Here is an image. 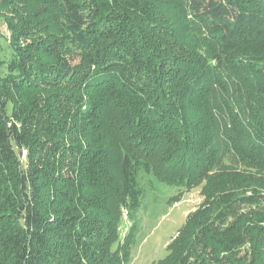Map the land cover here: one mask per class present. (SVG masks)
I'll return each mask as SVG.
<instances>
[{"label":"trees","instance_id":"16d2710c","mask_svg":"<svg viewBox=\"0 0 264 264\" xmlns=\"http://www.w3.org/2000/svg\"><path fill=\"white\" fill-rule=\"evenodd\" d=\"M0 20V264H130L148 195L157 217L196 187L151 264H264V0H0Z\"/></svg>","mask_w":264,"mask_h":264},{"label":"rangeland","instance_id":"374dc122","mask_svg":"<svg viewBox=\"0 0 264 264\" xmlns=\"http://www.w3.org/2000/svg\"><path fill=\"white\" fill-rule=\"evenodd\" d=\"M1 28H5L4 23L0 20ZM3 55L9 54L8 43L1 39ZM167 192L162 195L165 202L167 196L176 194L179 189L175 186H166ZM203 197L200 188L196 187L190 191H185L182 198L172 205L165 206V213L157 217L151 216L153 196L148 195L146 198L147 208L141 210L139 215L142 217L143 231L145 237L142 242L133 251V259L130 264H151L154 260L164 257L168 253L167 245L176 235L178 229L186 219L187 214L193 211L202 201ZM130 226V222L124 217L120 225L121 237L125 235Z\"/></svg>","mask_w":264,"mask_h":264}]
</instances>
